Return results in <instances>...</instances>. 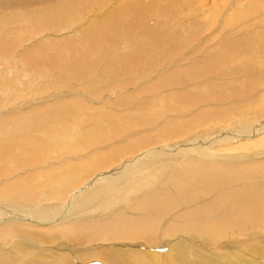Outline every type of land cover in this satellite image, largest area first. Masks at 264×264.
<instances>
[{
  "label": "bare ground",
  "instance_id": "6f19581e",
  "mask_svg": "<svg viewBox=\"0 0 264 264\" xmlns=\"http://www.w3.org/2000/svg\"><path fill=\"white\" fill-rule=\"evenodd\" d=\"M180 1L0 0V264H264V0Z\"/></svg>",
  "mask_w": 264,
  "mask_h": 264
},
{
  "label": "rangeland",
  "instance_id": "374dc122",
  "mask_svg": "<svg viewBox=\"0 0 264 264\" xmlns=\"http://www.w3.org/2000/svg\"><path fill=\"white\" fill-rule=\"evenodd\" d=\"M224 1H225V3L226 2H228V6H226V5H224L225 3H224ZM232 1V2H231ZM237 1V2H236ZM112 1H110L109 3H111ZM254 2H256V0H221V2L219 3V0H181L180 1V3L182 4V8H179L180 10H177L175 7H178V5H176V4H174V6H173V8H172V10L174 9L175 10V14H170V19L171 18H177L178 20H184L185 18V20H190L189 18L191 17V20H192V22H191V24H190V27H194V28H197V27H195L194 26V24L195 23H197L198 21H200L201 19H203V17H204V19L206 18V16H209V15H207V14H210L211 13V11H218V10H220V14H219V16H212L213 18H212V26L210 27L209 26V29L208 30H204L203 32H202V34H200V36L198 37V42H197V47H200V46H204V48L205 47H208V45H212V46H216V43L218 44V40L217 39H219V38H221L222 37V33H223V29H222V24H223V22H224V20H225V18L226 17H228L229 15H230V13H228L227 11L228 10H232V11H234V10H236L237 12L239 11V8H242L240 5H243L244 7L246 6V9H247V7L249 8L250 7V3H254ZM108 3V4H109ZM234 4V6L232 7V5L231 4ZM237 3H240V4H237ZM247 3V4H246ZM219 4V5H218ZM110 5V4H109ZM109 5H107L104 9H102L101 11H98V14H101V13H103L106 9H108L109 10ZM230 5V6H229ZM218 7V8H216L215 9V7ZM225 6V7H224ZM240 6V7H239ZM228 7V8H227ZM234 10H233V9ZM201 12V13H200ZM199 14H201V15H199ZM262 14H264V13H262ZM155 14H150V15H147L146 17H145V20H144V23H142V27H148V26H150L147 22H148V19H151V18H153V17H155L154 16ZM261 15V14H260ZM260 15H259V17H260ZM223 16H224V18H223ZM262 16H264V15H262ZM220 17V18H219ZM218 18V19H217ZM206 20V19H205ZM231 21H232V19H231ZM254 22H257L258 21V18H255L254 20H253ZM188 22V21H187ZM217 22H218V24H220V25H217ZM165 23H167L166 21H165ZM264 24V23H263ZM262 24V25H263ZM185 25V24H184ZM217 25V26H216ZM254 27V26H253ZM189 31H190V29H188ZM187 30V32H189ZM194 31V30H193ZM201 31V30H200ZM240 33L241 32H243L242 30H240L239 31ZM175 34H176V32H175ZM174 34V35H175ZM215 34H219V35H217V37H216V35ZM221 35V36H220ZM213 36H215L214 37V39H213ZM182 38V35L181 36H179V37H175V36H173L172 37V39L173 40H177V39H181ZM200 38V39H199ZM210 40V42H208ZM217 40V41H216ZM216 42V43H215ZM27 43V42H26ZM25 43V44H26ZM215 43V44H214ZM211 48V47H210ZM256 50V49H255ZM256 52V51H255ZM184 61V60H183ZM183 61H181V62H183ZM244 62V63H243ZM260 62V61H259ZM243 63V64H242ZM234 65H237L236 67H237V71L238 72H232L230 75H232L231 77H228L226 80H228L229 81V83H234V82H237V80H239V77L241 78V77H243L244 76V72L245 71H247V69H248V67L246 66L247 64H246V60L245 59H242V58H239V59H237L236 60V63L235 64H232V66H234ZM257 65H261V64H257ZM240 66H241V68H240ZM260 67V69L261 70H263L264 69V66L263 65H261V66H259ZM264 71V70H263ZM240 72V73H239ZM256 72H258V71H256ZM249 74L247 75L248 76V78L250 77V78H252L251 76L253 75V77L254 76H256V73L255 72H253V73H251V72H248ZM235 74H236V76H235ZM238 74V75H237ZM245 75H246V73H245ZM250 75V76H249ZM153 76V75H152ZM235 76V77H234ZM25 79H26V77H25ZM92 81H94V79H91ZM232 80V81H231ZM83 82H85V80L83 81ZM203 83V82H202ZM76 86V85H75ZM70 87H72V86H70ZM74 87V86H73ZM262 93H264V89L263 90H261L260 91V93L259 94H262ZM63 94H65V93H63ZM34 98V97H33ZM33 98H30L31 100H33ZM56 98H58V97H56ZM29 99V100H30ZM34 101H33V105H34ZM28 105H26V106H22V110H23V108L25 109V110H27V108L29 109V108H31V107H27ZM254 111V112H253ZM252 112V113H251ZM259 112V113H258ZM263 114L261 111H260V109H258L257 107H252L251 109H250V112L248 113V116L249 117H253V118H255V116L257 117L259 114ZM257 123H255L254 125H256ZM226 128L227 127H225V128H223V130L225 131L226 130ZM227 130H229L228 128H227ZM263 134V133H262ZM262 134L261 133H259V135H257L256 137H254V138H256V139H259V140H261V138H263V136H262ZM112 141V140H111ZM255 231H261V230H259V228H255ZM260 233H263V232H260ZM261 235V234H260ZM240 236V235H239ZM236 236L235 235H229L227 238H222V239H220L219 240V245L220 244H222L223 242H224V240H226L225 242H228L227 240H235L236 238H235ZM247 237H249V234H247V235H244V237H242L243 239H247ZM232 238V239H231ZM223 240V241H222ZM237 240V239H236ZM111 245V244H110ZM227 253H229V248H228V251H226ZM229 254H231V253H229ZM99 264H102V263H99Z\"/></svg>",
  "mask_w": 264,
  "mask_h": 264
}]
</instances>
